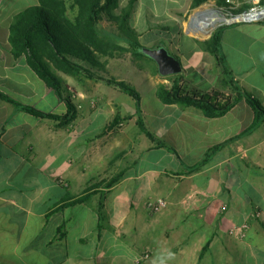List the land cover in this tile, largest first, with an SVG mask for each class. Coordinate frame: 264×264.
I'll list each match as a JSON object with an SVG mask.
<instances>
[{"label":"crops","instance_id":"obj_1","mask_svg":"<svg viewBox=\"0 0 264 264\" xmlns=\"http://www.w3.org/2000/svg\"><path fill=\"white\" fill-rule=\"evenodd\" d=\"M131 1L121 0V7ZM135 1L130 26L140 34L136 29L144 18L145 0ZM147 1L155 7L157 20L179 27L177 36L166 28L168 43L156 41L152 47L164 45L179 57L182 84L229 94L215 58L198 44L204 39L186 29L191 11L206 3L193 9V0ZM221 1L207 3L226 8L219 6ZM234 3L238 8L241 0ZM38 4L0 0V93L65 116L66 103L25 58L16 59L11 51L10 28L16 16ZM161 4L168 6L164 13L158 12ZM249 26V32L235 35H229L230 28L223 29L222 48L235 83L264 108V22ZM113 28L107 19L99 25L102 32ZM183 40L188 43L185 51L180 49ZM114 60L108 65L111 76L135 81L146 91L140 111L132 97L135 106L115 89L116 98L104 96L99 109L83 113L95 95L81 88L84 84L77 91L83 112L68 125L36 118L0 98V264H138V255L146 250L152 255L142 264H264V123L245 134L255 121L254 109L243 98L225 115L210 118L194 107L166 105L158 98V89L172 88L179 79L157 75L153 67L130 59L124 64H113ZM63 79L72 90V82ZM109 107L111 113L106 114ZM118 110L123 119L131 118L108 130ZM140 116L179 157L166 148L157 149L140 132ZM102 118L105 125L97 131ZM216 147L220 148L206 165L189 170ZM128 158L133 161L123 167L121 162ZM124 170L116 186L95 190L107 193L103 222L96 211L100 194L89 203L67 206L86 195L90 185ZM106 171L109 177H102ZM62 179L68 187L60 183ZM155 198L167 199L169 207L151 215L145 203Z\"/></svg>","mask_w":264,"mask_h":264},{"label":"trees","instance_id":"obj_2","mask_svg":"<svg viewBox=\"0 0 264 264\" xmlns=\"http://www.w3.org/2000/svg\"><path fill=\"white\" fill-rule=\"evenodd\" d=\"M208 1L193 0V9ZM227 1L222 0L219 6H232ZM38 2L37 6L30 7L17 15L12 23L10 28L11 51L16 59H26L28 66L39 79L54 91L61 101L66 103L68 112L65 116H58L13 101L2 93H0V98L14 103L21 111L36 118L68 125L77 118L79 109L76 97L71 93L63 77L60 76L61 73L79 84H84L87 80L105 82L121 93L132 97L140 111L142 96L139 91L132 84L111 76L108 69L110 60L119 59L131 50L136 63L141 60L151 61L157 67L154 73L160 75L157 63L142 52L145 46L141 42L140 34L130 26V18L134 12L136 1L132 0L125 8L121 7V0H38ZM246 2L247 0H241V5L243 3L244 5L232 11L234 16L241 15L251 9L252 4L248 5ZM104 19L115 26L117 33L100 31L99 25ZM225 28L226 26L219 28L211 38L198 41V44L203 51L215 58L230 93L226 94L217 90L202 92L192 89L183 85L182 77L176 75L169 77L179 79L176 80L173 87L161 86L157 96L166 105L179 104L183 107H194L210 118L225 115L245 98L256 114L253 125L245 133L248 134L264 123V108L257 99L242 90L234 81L233 73L226 64L222 48V31ZM126 45L130 46V49ZM177 58L179 59V57ZM130 118L123 119L118 110L113 123L107 129H114ZM137 125L140 132L156 144L157 149L166 148L179 157L173 147L160 140L149 129L142 116L138 118ZM218 148L220 147L210 150L201 163L189 170L193 172L201 169L210 161ZM124 154L117 156V160ZM125 172L124 170L109 180L90 185L86 190V195L68 203L67 206L89 203L95 194H100L101 199L96 211L100 221L103 222L105 220L104 202L107 197L104 190L116 186L123 179ZM98 188H104V190L95 191Z\"/></svg>","mask_w":264,"mask_h":264},{"label":"rangeland","instance_id":"obj_3","mask_svg":"<svg viewBox=\"0 0 264 264\" xmlns=\"http://www.w3.org/2000/svg\"><path fill=\"white\" fill-rule=\"evenodd\" d=\"M231 1L234 2L235 0H231ZM246 4L251 5V0H247ZM229 5L234 6V4H229ZM243 5H244V3H243ZM243 5H240V6H243ZM232 6L226 7V8L225 7L220 8V7H216V6H211L210 3H206L205 5H203V7L201 9H196L197 11H191V13H190L191 15L189 17H187V19H186V22H187L186 29L193 34L200 36L204 40L208 39L207 35H204L203 33L198 32L196 30L195 25L194 26L191 25L190 21H191V18L194 16V12L196 13L198 11L204 12L207 10L218 9V10H221L224 14H226L228 16V18L233 19V18H236V16H234L232 11L240 8V6L238 8H235V9H233ZM158 7L160 10V11L158 10V12L164 13V9L167 8L168 6H164V5L162 6V4H161ZM142 9H143L142 13L144 15V18L141 21L142 22L141 25L136 30L142 35L141 42L145 47L153 48L152 46L156 41H158V42L164 41V42L168 43L166 40V30H165L166 28L171 30L172 36H177L179 34V27L178 26H176L172 23H167V24L161 23L162 20L156 19V15L154 13L155 7L150 2H148L147 0L144 1L143 5H142ZM259 23H262V22H259ZM233 24H236V25H233ZM251 24L252 23H237V22H235V23L232 22L230 24H222L219 27H217V29H215L214 32L216 30H218L219 28L224 27V26H226V29L227 28L231 29V31L229 32V35H235L238 33L249 32L250 31L249 25H251ZM231 25H233L234 27L231 28ZM106 31L117 33L116 28H113L111 30H106ZM186 41L187 40L182 41L181 48H180L181 51H185V49H188V43ZM126 47H128L130 49V46H128V45H126ZM129 59L132 61V63L135 62L133 59V55L131 53V50H130V52L125 53L121 58H119V60L115 59L113 61V64H124V63H127V61ZM109 62L111 63L112 61H109ZM138 64L145 65V66H151L154 68V70L157 68L155 63L148 61V60L138 61ZM184 66H185V64H184ZM115 70H116V68H115ZM218 70L221 71L220 68ZM60 76L66 78V79H69L72 82V85H71L73 88L72 90L70 89V87L68 85L67 86L70 89L71 93L76 97L77 105H78V103L81 102V101H79V98L77 96V91L81 87L80 84L78 82H76L74 79L68 78V76H65L64 74L60 73ZM104 76L110 77L109 75H104ZM221 76H222V72H221ZM128 82H131L133 84V86L139 91L141 96H146V91L144 89H142L141 87H139L137 85V83H135V81H128ZM85 87L88 88V91H91L90 92L91 94H95V95L92 96L90 98L89 102L86 104L87 109H84V112L82 111L83 109L82 108L80 109L78 106L79 111L83 112V113L90 112L89 110L95 111L97 108L99 109L102 106V102H103L102 98L104 96H107V98H116V96L118 94L115 90L116 88L109 86L105 82H94V81L87 80L84 83L83 87H81V88H85ZM123 97H124V99H126L129 102V104L131 106L136 105V102L130 96L124 94ZM132 101H134L135 105L132 104ZM81 103H79V105ZM110 113H111V107H109V109L106 110V114H110ZM105 122H106L105 118H102V120H99L97 122V125H98L97 131L102 130V128L105 125ZM123 140H124L123 143H126L127 136L124 135ZM111 157L107 158L108 163L111 160ZM132 161H133L132 158H128V160L122 161L121 165L123 167H125V166H127L128 163H130ZM150 162L152 164L154 161L151 160ZM51 172L52 171H50V174H51ZM109 174H110V171H106V172L102 173L101 176L102 177H109ZM50 181H53V178L51 177V175H50ZM138 258H139V255H138Z\"/></svg>","mask_w":264,"mask_h":264},{"label":"built area","instance_id":"obj_4","mask_svg":"<svg viewBox=\"0 0 264 264\" xmlns=\"http://www.w3.org/2000/svg\"><path fill=\"white\" fill-rule=\"evenodd\" d=\"M227 3L229 4H234L233 9H235V3L232 2L231 0H228ZM252 7L249 11L236 16L237 17H242L241 20L236 21L237 23H259V22H264V0H251ZM259 14L258 17L256 18H249L250 16L257 15ZM60 183L64 187H68V183L65 180H61ZM193 199V195L188 197L185 201V203H189ZM169 207V202L165 198H155V199H150L145 203V209L146 211L151 214V215H158L167 210ZM248 228V225L246 224L243 226L242 229H240L239 234H243V231ZM235 231L233 232V234ZM151 251L146 250L144 251L141 256L138 259V264H142L143 262L148 261L151 258Z\"/></svg>","mask_w":264,"mask_h":264},{"label":"water","instance_id":"obj_5","mask_svg":"<svg viewBox=\"0 0 264 264\" xmlns=\"http://www.w3.org/2000/svg\"><path fill=\"white\" fill-rule=\"evenodd\" d=\"M213 11L220 13L221 15H224L228 17L226 14H224L221 10L213 9ZM203 13L201 11H198L194 14V16L191 18V25H195L197 20L202 18ZM236 19V18H233ZM236 21H234L235 23ZM208 34V39L211 38L212 34ZM207 40V39H206ZM142 52L153 59L159 68V73L163 77H171L175 75H179L183 72V66L181 61L170 53V51L166 47H159V48H148L144 47L142 49Z\"/></svg>","mask_w":264,"mask_h":264},{"label":"bare ground","instance_id":"obj_6","mask_svg":"<svg viewBox=\"0 0 264 264\" xmlns=\"http://www.w3.org/2000/svg\"><path fill=\"white\" fill-rule=\"evenodd\" d=\"M203 16L198 19L197 22L195 23L196 30L198 32L203 31L204 35L211 34L217 27H219L222 24H230L234 21H239L242 19V17H237L236 19H230L224 15H221L218 12H215L213 10H207V11H202ZM259 14L250 16L249 18H256L258 17Z\"/></svg>","mask_w":264,"mask_h":264}]
</instances>
